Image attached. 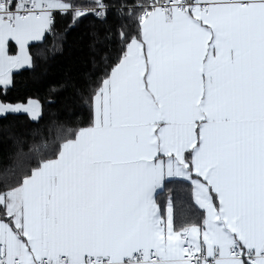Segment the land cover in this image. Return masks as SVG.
Segmentation results:
<instances>
[{
	"label": "snow or ice",
	"instance_id": "snow-or-ice-1",
	"mask_svg": "<svg viewBox=\"0 0 264 264\" xmlns=\"http://www.w3.org/2000/svg\"><path fill=\"white\" fill-rule=\"evenodd\" d=\"M110 13L88 126L0 183V264H264V0H0V85L56 15ZM21 111L39 116L0 102ZM166 177L190 183L200 219L158 204Z\"/></svg>",
	"mask_w": 264,
	"mask_h": 264
},
{
	"label": "trees",
	"instance_id": "trees-1",
	"mask_svg": "<svg viewBox=\"0 0 264 264\" xmlns=\"http://www.w3.org/2000/svg\"><path fill=\"white\" fill-rule=\"evenodd\" d=\"M121 23L110 13L106 20L87 15L70 26V16L56 15L52 34L29 46L32 67L15 72L10 87L0 85V102L13 105L37 100L41 117H0V183H15L35 166L38 157L31 151L33 145L47 140L48 149L41 150L48 155L55 151L52 141L58 133L88 126L90 108L85 101L115 57V33ZM170 196L175 198L174 213L180 222L204 215L191 197L189 183L170 181L157 195L163 205Z\"/></svg>",
	"mask_w": 264,
	"mask_h": 264
},
{
	"label": "rangeland",
	"instance_id": "rangeland-1",
	"mask_svg": "<svg viewBox=\"0 0 264 264\" xmlns=\"http://www.w3.org/2000/svg\"><path fill=\"white\" fill-rule=\"evenodd\" d=\"M36 42H39V41H30L28 46H27V53L31 59V62L30 63H26L24 64L22 67H19V68H14L12 69L11 71V83L8 84L7 86H3L1 85L3 88H8L12 85V75L15 73V72H18V71H21L22 69H26V68H31L32 67V58H31V55H30V52H29V46L32 44V43H36ZM19 46L15 44V42H10V45H9V55H19ZM35 104L36 107H37V111L39 113V116L35 119V120H38L40 117H41V105L40 103L37 101V100H30L28 103L26 104H19L23 107H29L31 106L32 104ZM12 105V104H11ZM13 105H17V104H13ZM12 114H27L29 115V117L32 119V115L31 113H26V112H19V113H12Z\"/></svg>",
	"mask_w": 264,
	"mask_h": 264
},
{
	"label": "crops",
	"instance_id": "crops-1",
	"mask_svg": "<svg viewBox=\"0 0 264 264\" xmlns=\"http://www.w3.org/2000/svg\"><path fill=\"white\" fill-rule=\"evenodd\" d=\"M32 119H33V117H32ZM33 120H35V119H33ZM173 180H179V181H184L182 178H180V177H166L165 178V181H164V183H163V185H162V188H158L157 190H156V200H157V202H158V204H160L161 206H165V205H163V202H161V201H159L158 200V197H157V195L158 194H160V193H162L164 190H165V186H166V184L168 183V182H170V181H173ZM184 182H187V181H184ZM187 183H189V182H187ZM190 184V183H189ZM168 201V200H167ZM167 201H166V203H167ZM194 201V200H193ZM195 203V202H194ZM196 205V204H195ZM196 207L199 209V207H198V205H196ZM203 213H204V210H202V209H200Z\"/></svg>",
	"mask_w": 264,
	"mask_h": 264
}]
</instances>
